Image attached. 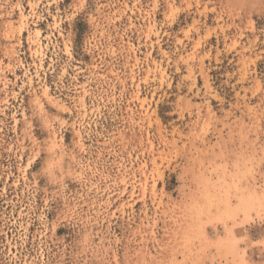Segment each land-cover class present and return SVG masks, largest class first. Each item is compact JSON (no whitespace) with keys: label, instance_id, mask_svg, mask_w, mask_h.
I'll return each mask as SVG.
<instances>
[{"label":"rangeland","instance_id":"374dc122","mask_svg":"<svg viewBox=\"0 0 264 264\" xmlns=\"http://www.w3.org/2000/svg\"><path fill=\"white\" fill-rule=\"evenodd\" d=\"M0 264H264V0H0Z\"/></svg>","mask_w":264,"mask_h":264}]
</instances>
